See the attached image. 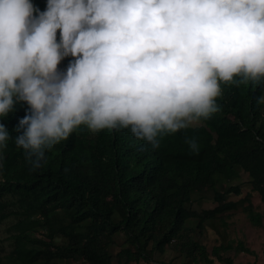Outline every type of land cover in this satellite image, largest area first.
<instances>
[{"label": "clouds", "instance_id": "obj_1", "mask_svg": "<svg viewBox=\"0 0 264 264\" xmlns=\"http://www.w3.org/2000/svg\"><path fill=\"white\" fill-rule=\"evenodd\" d=\"M241 74L264 104V0H47L43 13L0 0V116L30 106L15 137L0 123V182L9 141L36 170L54 147L46 141L82 124L127 129L158 150L183 120L221 112L218 81L239 87ZM184 143L199 153L197 137Z\"/></svg>", "mask_w": 264, "mask_h": 264}, {"label": "trees", "instance_id": "obj_2", "mask_svg": "<svg viewBox=\"0 0 264 264\" xmlns=\"http://www.w3.org/2000/svg\"><path fill=\"white\" fill-rule=\"evenodd\" d=\"M30 3L43 13L47 0ZM60 39L57 30L56 42ZM75 59L64 57L57 72ZM237 79L245 83L236 87L218 81L221 95L214 104L222 106L221 112L203 124L182 122L185 129L165 136L158 150L127 129L82 124L68 137L46 141L54 144L45 153L48 162L30 171L22 151L9 141L0 182V229L5 234L0 264L4 259L12 264H171L157 263L155 254L172 245L181 264H212L214 259L233 264L225 253L253 254L243 240L223 241L208 251L194 236L215 220L226 226L224 218L238 211L261 224L251 194L256 192L264 203V104H257L260 89L250 78L241 74L233 77ZM29 107L22 101L0 116L11 136L18 134L14 129ZM185 136L198 138V154L190 152ZM237 169L246 173L250 185L244 196L233 183ZM232 195L238 199H229ZM196 197H207L213 205L193 209ZM117 235L123 241L113 251Z\"/></svg>", "mask_w": 264, "mask_h": 264}, {"label": "rangeland", "instance_id": "obj_3", "mask_svg": "<svg viewBox=\"0 0 264 264\" xmlns=\"http://www.w3.org/2000/svg\"><path fill=\"white\" fill-rule=\"evenodd\" d=\"M186 124L195 125L198 124L194 117L187 118L183 120ZM238 177L233 181V183H238L242 187V196L249 191V182L246 176V173L241 169H237ZM251 202L255 210L261 214V224L255 225L252 224L247 216L242 212H233L229 213L227 217L224 218L226 226H223L219 220L214 221V225L206 224L205 228L199 233L196 232L194 236L205 246L208 251L214 245L227 240H243L244 243L254 252L253 254L248 253H239L235 254L233 251H229L225 254L233 257V264H264V203L260 200L259 195L256 192L251 194ZM208 197V195H206ZM207 197L199 198L196 197L195 200L191 203V208L200 211L202 208L211 207L213 203ZM229 199L236 200L238 197L232 195ZM216 227V228H214ZM4 232L0 229V238L4 237ZM118 245L113 248V251H117L120 248V244L123 241L121 235L116 236ZM60 241V240H59ZM9 246L6 245V252L9 250ZM155 260L159 262L170 261L171 264H181V255L178 250L173 247V245L165 250V252L155 254ZM3 264H12L11 261L3 260ZM58 264H86L81 261H66ZM112 264H116V261L113 260ZM134 264V263H130ZM142 264H156L153 262H143ZM212 264H221L216 259L213 260Z\"/></svg>", "mask_w": 264, "mask_h": 264}]
</instances>
